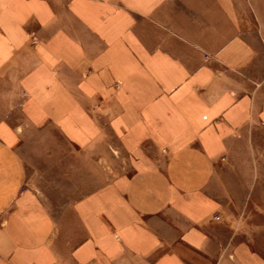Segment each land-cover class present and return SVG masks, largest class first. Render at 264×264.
Returning a JSON list of instances; mask_svg holds the SVG:
<instances>
[{
  "label": "crops",
  "instance_id": "1",
  "mask_svg": "<svg viewBox=\"0 0 264 264\" xmlns=\"http://www.w3.org/2000/svg\"><path fill=\"white\" fill-rule=\"evenodd\" d=\"M0 264H264V0H0Z\"/></svg>",
  "mask_w": 264,
  "mask_h": 264
},
{
  "label": "rangeland",
  "instance_id": "2",
  "mask_svg": "<svg viewBox=\"0 0 264 264\" xmlns=\"http://www.w3.org/2000/svg\"><path fill=\"white\" fill-rule=\"evenodd\" d=\"M100 168H102V171L105 172V170H103V168H107V166H105V165H101ZM91 190H92V188H84V193H83V195H86V194H87L89 191H91ZM72 215H74V214H72V213H71V214H68V217H69V218H68V221H69V222H73V220H72V218H71ZM73 229H74V228H73ZM72 231H74V230H72Z\"/></svg>",
  "mask_w": 264,
  "mask_h": 264
}]
</instances>
